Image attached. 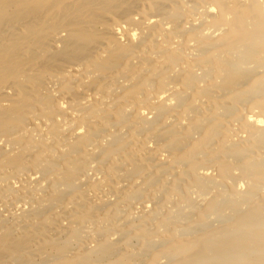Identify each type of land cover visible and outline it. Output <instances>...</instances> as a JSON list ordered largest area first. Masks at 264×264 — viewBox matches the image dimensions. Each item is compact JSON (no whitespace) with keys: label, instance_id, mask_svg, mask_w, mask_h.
I'll return each mask as SVG.
<instances>
[{"label":"bare ground","instance_id":"obj_1","mask_svg":"<svg viewBox=\"0 0 264 264\" xmlns=\"http://www.w3.org/2000/svg\"><path fill=\"white\" fill-rule=\"evenodd\" d=\"M0 264H264V0H0Z\"/></svg>","mask_w":264,"mask_h":264}]
</instances>
